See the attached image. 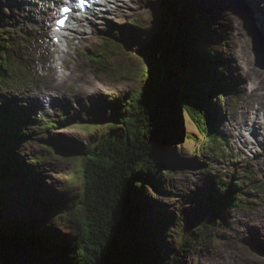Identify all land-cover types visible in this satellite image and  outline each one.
I'll list each match as a JSON object with an SVG mask.
<instances>
[{"label":"rangeland","instance_id":"rangeland-1","mask_svg":"<svg viewBox=\"0 0 264 264\" xmlns=\"http://www.w3.org/2000/svg\"><path fill=\"white\" fill-rule=\"evenodd\" d=\"M43 1L35 0L30 6L22 5L21 7L11 0H0V29L20 30L13 37L14 41H19L14 45L17 44L16 47L20 48L19 54L28 64L27 71H18L17 78L12 81L11 86L15 87V90L11 98L0 99V112H4L7 106L13 105L26 113L22 114L26 121L25 125L28 121L30 123L28 130H25L32 133L30 136L32 139L17 142L10 149L27 162L43 159L41 168L38 171H32L33 179L28 185L19 181L3 180L0 177V185L8 186L11 190L3 194L7 196V202L0 204V215L6 219L5 222L4 218L0 219V229H4L5 225L8 227L15 219L32 221L48 215L53 218L56 229L69 237L77 234L78 231L71 221L81 217V214H76L75 206L71 201L83 187L86 163L82 158V151L98 147L103 133L115 122L106 109L95 113L97 117L93 115L89 121H84L88 123H82L78 119L83 118V115L88 114L89 111L96 112L107 106H113L114 113L124 111L123 107L129 95L141 86L146 71L151 69L146 60L151 36L149 28L158 19L160 5L158 6L157 3L161 1L121 0L113 3L112 12L99 15L93 20V24L86 26L84 35L80 33L78 39L72 40L67 47L68 53L64 57L65 66L59 59L54 35L48 33V38L45 37L46 34L38 30L41 25L32 22V16L28 15V12L24 13V11L32 10L33 15L47 19L41 9ZM260 1L264 2V0ZM193 2V0H184L183 3H178L189 13L190 23L194 25L195 19L200 18L199 23L203 25H198L206 27L207 41L211 39L215 41L214 43L218 42L217 49L219 54L221 53V61L226 64L219 70V74H226L222 76L225 83L222 87L224 89L219 90L215 87V83L211 87L202 76L201 69L195 68L193 63L182 67L183 70L174 69V72H169L172 71L169 68L178 67L181 50H177L171 62L163 64L161 70L165 71L164 81L168 85V78L165 75L170 73L173 75L172 78L174 76L180 78L184 76L182 71L185 69L190 82L205 86L212 98L217 96L214 93H218V96L223 95L218 97L219 101L213 100L211 107L209 105L213 116L209 120H211L212 131L217 129L216 134L223 135L226 141H221L222 147L214 149L211 155L204 153L206 161L212 163L201 165L203 158L199 161L195 154L205 152L209 146L198 137L191 118L184 109L178 106L177 111L173 110L174 108L169 110V119L172 121L167 129L172 134L169 135L168 132L164 134L163 140L166 137L165 141H167L159 149L158 156L165 169L164 172L171 173L167 180L168 191L157 192L152 186L148 188L149 197L146 196V198L151 200V213H149L150 207H146L149 201L137 203L135 198L132 200L139 207L141 216L139 215L138 220L141 221L142 215H146L143 224L150 228V234H153L151 228L155 222L162 221L161 226L156 230L164 236L160 245H169L172 254H168L174 257L181 247L183 234L186 231L183 220L185 217L182 216L189 212V216L196 221L202 213L210 211L215 201L222 199L225 195V191L222 189L218 191L217 185H214L217 183L216 177L224 174L223 181H228L227 174L233 173L235 181H239V185L245 190L238 193V197L242 196L243 201L235 206L229 205L225 208V212L222 210L221 217L218 218L215 227L210 229L211 232L199 231L197 238L199 244L195 243L194 249H189L186 255L183 253L180 264H264V253H262L264 251V188H261L260 183H256L257 179L264 183V147L261 146L264 145V113L258 114L260 117L257 124L260 127L258 134L255 133L253 137L248 134V125L251 124L250 114L256 111L251 107L254 102L258 104L259 101V98L255 96L250 99L253 97L250 94L255 88L253 79L264 78V71H260L264 68L260 67L259 62L257 63L252 37L243 25V21L241 20V24V21L236 18L238 15L231 7H228V0H202L197 4ZM45 3L53 6V2L49 0H45ZM130 22H133L134 26ZM138 22L140 25L136 27ZM162 23L165 26V21ZM147 25L148 29L145 27ZM235 25L238 27L236 28ZM237 29L241 34H238ZM256 29L261 37L263 30L258 25ZM123 33L124 36L130 35L125 39L126 48L118 44L121 43ZM173 33L185 34L186 32L181 30ZM105 37L109 38L112 48L108 46V43L104 44ZM245 39L248 41L246 47L243 42ZM256 42L258 48H261L259 47L261 42ZM9 47L10 43L7 44V48ZM194 48L196 50L197 44ZM245 48L253 53H250L251 56L248 57L250 74L246 73L248 67L243 62L245 56L240 57ZM91 49L98 50L97 53L103 55V57H97L95 63L87 57L92 56L88 51ZM57 62H60L59 67H56ZM261 63H264V59ZM216 68L213 66L215 78ZM171 80V90L180 87V84H176L175 78L174 81ZM54 81L62 85H56L55 88L47 86ZM260 91L264 92V89ZM51 95L57 96L53 101V111H55L48 113L44 104L47 100L51 103V99H43ZM248 99L251 102L246 107L245 100ZM65 105H68V110L64 109ZM243 111H246L248 115L246 116L248 120L245 122H242V115L238 117ZM236 115L242 125L237 128L231 125L228 127L229 121ZM48 119L58 120L59 126L55 128V135L46 136L45 134L49 122L43 120ZM183 132L189 135L183 136ZM45 137L46 140L57 143V147L53 143L46 144ZM238 137L240 140L237 139ZM226 146L230 148L222 151V148ZM230 153L232 156L229 157ZM218 154L221 156L217 158ZM29 168L33 167L28 166ZM209 199L213 200L210 202ZM40 202L46 206L41 205ZM167 220L170 222H166ZM201 221L203 219H200ZM180 223L182 225H179ZM160 228L163 229L160 230ZM34 242L38 243V240ZM150 245L156 253L155 242L152 241ZM147 249L144 247L141 250L146 253Z\"/></svg>","mask_w":264,"mask_h":264},{"label":"trees","instance_id":"trees-1","mask_svg":"<svg viewBox=\"0 0 264 264\" xmlns=\"http://www.w3.org/2000/svg\"><path fill=\"white\" fill-rule=\"evenodd\" d=\"M172 12L173 14L181 13L178 5L175 4V10L172 9ZM170 15L168 14L167 17ZM183 17L172 27L170 25L166 27L167 29H163V23L156 27L163 36L164 43L153 38L147 60L151 69L146 71L145 79H141V86L129 95L123 112L114 113V107L107 106L106 110L115 122L103 133L98 147L82 151V158L86 163L83 187L71 201L75 206L76 214H81L77 220L71 221L78 230L77 234L65 236L56 229L53 218L45 215L32 221L15 219L8 227L5 225L4 229H0V240L21 243L33 255L54 258L59 264H180L183 253L191 249L195 243L199 244L198 230L208 232L206 228L209 225L200 226L201 224L193 221L189 215H183L186 231L178 253L174 254V257L170 256L172 250L166 246L158 249L160 254L152 251V259L150 252L146 254L140 249L150 248V243L155 239L161 241L162 236L155 232L162 221L155 222L152 226L154 228H151L153 234H150V228L143 224L146 215H142L141 221L138 220L141 216L139 207L132 200L135 198L137 203L147 200L144 188L146 185L153 184L160 189L167 186L171 173L164 172L165 169L158 156L159 149L166 142L163 136L170 132L167 126L172 121L169 119L171 109L174 108L173 110L177 111L180 106L187 112L198 137L209 146L208 149L204 148L206 153L210 154L223 141L222 136L216 134L217 130L212 131L211 121L208 120L207 123L205 103L210 104V101L206 99L203 87L190 82L185 69L182 71L184 76L180 78L174 76L175 81L177 80L176 84H180L179 88L171 90L170 83L171 79L174 81V78L170 73L165 75L169 85L164 81L165 71L161 69L163 64L170 63L172 47L183 52L180 60L181 67H186L191 62L198 67L199 62L201 64L205 61V59L200 61L192 59L194 50L192 43L196 42V37L189 35L186 28L188 25H184L190 18L189 14ZM171 20L172 17H170ZM165 25L168 24L165 23ZM181 30L186 33L172 34ZM164 32H166L165 35L162 34ZM198 37L202 41V44L196 43L200 50L204 41L202 34ZM8 43H10L9 48H7ZM14 43L11 35H8L6 31H0V99L2 100L11 96L9 90L10 92L15 90L11 84L17 78L18 71L25 72L28 69L27 61L20 56V48ZM204 46L205 53L200 51V54L217 59L212 52L208 51V46ZM164 110L170 111L168 113ZM24 113L14 106L0 112V177L3 180L19 181L28 185L33 179L32 171L35 172L41 168L43 159L39 158L38 162L32 160L27 162L10 149L17 142L32 139L30 137L32 135L27 134L26 131L28 128L22 117ZM53 127L54 124L47 130L50 131ZM45 142H48L46 138ZM28 166L33 168L28 169ZM233 181L234 178L229 184L223 183L221 186L228 189L232 184L229 191L234 193L231 194V198L235 200L237 198L233 187L234 184L238 186V183ZM5 191L11 190L8 186L0 185V204L7 202V196H4L7 193ZM40 204L46 206L43 202ZM149 205L148 202L146 207ZM3 218L0 215V219ZM3 220L5 222L6 219ZM166 222L169 223L170 220ZM34 240H38V243ZM168 251H170L169 254ZM164 254L166 256H163Z\"/></svg>","mask_w":264,"mask_h":264},{"label":"bare ground","instance_id":"bare-ground-1","mask_svg":"<svg viewBox=\"0 0 264 264\" xmlns=\"http://www.w3.org/2000/svg\"><path fill=\"white\" fill-rule=\"evenodd\" d=\"M11 1H13V2H15V3H18L19 4V6H21L22 7V5H24V6H30V5H32L28 0H11ZM114 2L113 3H115V2H119V0H113ZM121 1V0H120ZM249 2L248 3V5H250V7H251V16H252V19H251V21H256L257 22V24H258V26H259V28L260 29H262L263 31H261L262 32V38L261 37H259V38H257V39H263L262 41H263V43H264V2L263 3H261V1H260V3H259V0H246L245 2ZM32 3H34L35 2V0H32L31 1ZM212 2V1H211ZM217 2V1H216ZM43 4H41L42 5V7H41V9H43L42 11H43V14L45 15V16H47V19H45L44 17H42V16H35V15H33V11L32 10H28V11H24V13H27L28 12V15H30V16H32V22H34V23H37V24H40L41 25V27L38 29V30H41L42 32H44L45 34H46V36L45 37H47L49 34L48 33H53L54 32V28H53V26H52V24H51V22L53 21V19H55L56 17V15H57V12H55V5L54 6H50V4H48V3H45V1H43L42 2ZM257 3V4H256ZM184 5V4H183ZM225 5V4H224ZM56 6H57V4H56ZM27 8V7H26ZM223 8V7H222ZM226 8V7H225ZM197 11V10H196ZM55 12V13H54ZM253 14H254V16H253ZM91 15H92V18L90 19V20H94V19H96V18H98V13L95 11V10H92L91 11ZM94 18V19H93ZM240 21V20H239ZM49 22V23H48ZM93 22V21H92ZM241 23V22H240ZM242 24V23H241ZM235 27L237 28L238 26H236L235 25ZM199 30H202L201 28H199ZM238 30V29H237ZM230 32V31H229ZM232 32V31H231ZM238 34H241V32H240V30H238ZM252 35H254V34H252ZM48 38V37H47ZM229 39V38H228ZM60 43L59 44H57L56 45V47H58V49H57V51H58V53H59V56L61 57V58H59L60 60H63V56H64V53H65V48H67L68 47V37H66V35H63L62 37L60 36ZM67 42V43H66ZM244 43H245V47L247 46V39H245L244 41H243ZM254 44L255 43H253V46H254ZM64 47V48H63ZM254 50H255V48H254ZM253 54L252 53V51L251 50H249V51H247L246 50V48L244 49V51L242 52V55H240V57H242V56H245V60L243 61L245 64H246V66L248 67L249 66V61H248V57H249V55L251 56V54ZM257 59H258V61L261 59V57L260 56H258V57H256ZM49 60H50V58H48ZM263 65V67H264V64H262ZM248 71L246 72L247 74H250V72H249V70H250V68L248 67V69H247ZM260 71H264V70H260ZM262 74V73H261ZM210 75L212 76V71H211V69H210ZM264 81V78H260V77H258L257 78V80H254L253 79V82H254V84H255V88L253 89V91H252V94H250L251 96H253V97H251L250 98V96H249V98L250 99H253L254 98V96L256 97V98H259V101H258V104H256V102H254V105L251 107V109H254V108H257V111H258V113H264V92H261L260 90H263L264 89V83L262 84V82ZM56 85H62V84H60V83H56L55 81L52 83H49V84H47V86H49V87H51V88H55L56 87ZM46 86V85H45ZM250 99H248V100H245V103H246V107H248V105L250 104ZM243 116V120H242V122H245L246 120H248L247 118H246V116H248V115H246V111H243V113H241V114H239V116L238 117H240V116ZM237 115L232 119V117H231V121H229L230 123L227 125L228 127L231 125V126H235L236 128H237V126H239V125H242L241 123H240V121H238L237 120ZM91 118V117H90ZM259 119H260V117H256L255 119L254 118H252V119H250V123L251 124H249L248 125V123L246 124V125H248L249 127H252L253 129H254V134L256 133V134H258L257 133V131H258V129H260V127H258V121H259ZM263 134H264V132H263ZM238 140H240V137H238L237 138ZM260 150V149H259ZM252 152V151H251ZM227 188V187H226ZM229 189V188H228ZM245 191V190H244ZM247 192V191H246ZM239 193V192H238ZM234 194V193H233ZM247 196V195H246ZM245 200V199H244ZM243 201V200H242Z\"/></svg>","mask_w":264,"mask_h":264},{"label":"water","instance_id":"water-1","mask_svg":"<svg viewBox=\"0 0 264 264\" xmlns=\"http://www.w3.org/2000/svg\"><path fill=\"white\" fill-rule=\"evenodd\" d=\"M0 264H59L54 258H45L28 252L25 245L12 241L0 242Z\"/></svg>","mask_w":264,"mask_h":264},{"label":"snow or ice","instance_id":"snow-or-ice-1","mask_svg":"<svg viewBox=\"0 0 264 264\" xmlns=\"http://www.w3.org/2000/svg\"><path fill=\"white\" fill-rule=\"evenodd\" d=\"M63 12H67V11H70V9L68 8H63L62 9ZM67 19V17H63V18H60V19H57L55 21L56 24H59V25H63L65 23V20Z\"/></svg>","mask_w":264,"mask_h":264}]
</instances>
